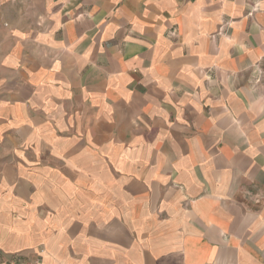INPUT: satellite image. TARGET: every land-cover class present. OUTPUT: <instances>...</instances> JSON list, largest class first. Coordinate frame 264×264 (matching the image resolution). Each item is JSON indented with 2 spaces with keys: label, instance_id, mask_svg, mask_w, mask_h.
Returning <instances> with one entry per match:
<instances>
[{
  "label": "crops",
  "instance_id": "1",
  "mask_svg": "<svg viewBox=\"0 0 264 264\" xmlns=\"http://www.w3.org/2000/svg\"><path fill=\"white\" fill-rule=\"evenodd\" d=\"M0 264H264V0H0Z\"/></svg>",
  "mask_w": 264,
  "mask_h": 264
}]
</instances>
